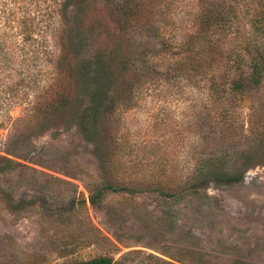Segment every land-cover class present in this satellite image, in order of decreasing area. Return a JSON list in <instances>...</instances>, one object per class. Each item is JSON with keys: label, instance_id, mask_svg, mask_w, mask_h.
I'll return each mask as SVG.
<instances>
[{"label": "rangeland", "instance_id": "374dc122", "mask_svg": "<svg viewBox=\"0 0 264 264\" xmlns=\"http://www.w3.org/2000/svg\"><path fill=\"white\" fill-rule=\"evenodd\" d=\"M124 3L140 16L120 20ZM260 3L0 0V264H264V74L210 88L236 27L264 22ZM205 4L239 22L214 36L213 69L182 79L173 67ZM104 179L121 188L93 206Z\"/></svg>", "mask_w": 264, "mask_h": 264}, {"label": "trees", "instance_id": "16d2710c", "mask_svg": "<svg viewBox=\"0 0 264 264\" xmlns=\"http://www.w3.org/2000/svg\"><path fill=\"white\" fill-rule=\"evenodd\" d=\"M259 11L255 14L256 17L264 16V0L260 3ZM120 20H130L132 17L140 16L136 12L132 11V7L129 4L124 3L120 7ZM237 12L235 10L222 11L221 9H214L210 4H205L201 7L198 15L195 19V29L187 31L184 34V39L182 41V49L185 54L176 61L173 69L179 78L182 79H193L197 78L206 70L213 69L214 62H211V56L215 46L214 36L220 35L223 37L228 35L229 26H231V18H234V22H239L235 20L237 17ZM138 18H136L137 20ZM134 20V19H133ZM264 34V22H261L259 27L255 28L252 25L249 27L237 26L233 31V41L232 46H230L227 53L228 56V68L229 73L225 76L223 81H217V77L214 79L211 89L218 92L220 96H224L226 93L241 92L248 86L249 83L258 84L264 74V44L260 43L258 39ZM208 49V50H207ZM210 53V54H209ZM204 54H208L209 57L206 58ZM98 65L103 64L101 55L98 56ZM117 64V63H116ZM199 75V76H198ZM64 99L62 103H64ZM110 105L104 107L106 111ZM218 109L216 113L212 115V119L218 122H223L224 120V110L225 107H220L216 104ZM96 110H91V108H86L81 116V128L84 136L94 141L97 138V125L99 121L100 112L96 113ZM253 129H251V134L253 135ZM229 131L223 132V135L231 136ZM237 134L232 135L236 138ZM215 159V158H214ZM213 159V160H214ZM201 171V170H199ZM113 181L104 179L95 192H92L89 199L90 202L95 206L100 202L102 196L107 191H117V185H114ZM156 189V187H155ZM162 194L173 195L168 191H162V188H157ZM73 203V202H71ZM74 205V204H73ZM64 264H124L121 259H114L112 255H98L91 257L89 259H82L77 261H72Z\"/></svg>", "mask_w": 264, "mask_h": 264}]
</instances>
